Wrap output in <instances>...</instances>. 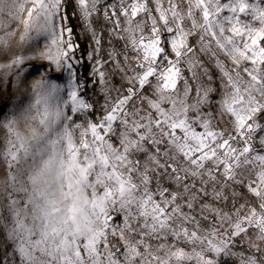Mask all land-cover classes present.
I'll return each instance as SVG.
<instances>
[{
	"label": "snow or ice",
	"instance_id": "1",
	"mask_svg": "<svg viewBox=\"0 0 264 264\" xmlns=\"http://www.w3.org/2000/svg\"><path fill=\"white\" fill-rule=\"evenodd\" d=\"M0 31L2 264H264V0H0Z\"/></svg>",
	"mask_w": 264,
	"mask_h": 264
},
{
	"label": "rangeland",
	"instance_id": "2",
	"mask_svg": "<svg viewBox=\"0 0 264 264\" xmlns=\"http://www.w3.org/2000/svg\"><path fill=\"white\" fill-rule=\"evenodd\" d=\"M7 19L8 18L6 16L3 17V20L5 22L7 21ZM20 30H21V28H20L19 25H13L12 31H13L14 35L12 37L11 44L14 45L16 39H18ZM0 34H2V31H0ZM9 59H10V55L3 56L2 58H0V63H7ZM33 63L39 64V63H42V61H40L39 59H37L35 61H26L25 65H30V64H33ZM37 78H39V73L38 72L34 73L30 77V81L34 80V79H37ZM5 96H6V93H0V107H3L4 111L7 112V111L10 110L11 104H7L6 103ZM13 103H14V101H13ZM4 136H5V130L0 129V140H2L4 138ZM5 177H6V170H5V168L2 165H0V182H2L5 179ZM2 187H3V185H2V183H0V188H2ZM0 203H6V202L0 200ZM4 215H7V214L4 213ZM9 243L10 242L7 241V239H6V234L4 233L2 227H0V256L6 254V252H10L11 251V248L8 247ZM0 264H2V262H0ZM17 264H18V261H17Z\"/></svg>",
	"mask_w": 264,
	"mask_h": 264
},
{
	"label": "trees",
	"instance_id": "3",
	"mask_svg": "<svg viewBox=\"0 0 264 264\" xmlns=\"http://www.w3.org/2000/svg\"><path fill=\"white\" fill-rule=\"evenodd\" d=\"M77 41L83 46L82 51L85 50L87 48L88 45V40L86 38H83L80 34H79V30H77ZM81 74H86L85 68H80L79 69ZM92 90H89V95H91Z\"/></svg>",
	"mask_w": 264,
	"mask_h": 264
}]
</instances>
